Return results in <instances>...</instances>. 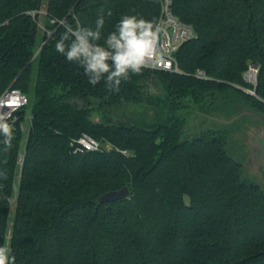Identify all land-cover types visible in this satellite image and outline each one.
I'll list each match as a JSON object with an SVG mask.
<instances>
[{
	"label": "trees",
	"instance_id": "obj_1",
	"mask_svg": "<svg viewBox=\"0 0 264 264\" xmlns=\"http://www.w3.org/2000/svg\"><path fill=\"white\" fill-rule=\"evenodd\" d=\"M173 11L197 34L178 53L182 73L143 68L110 91L56 51L63 24L95 30L103 15V44L125 14L157 25L160 0H0V93L32 95L24 152L22 133L7 151L0 138V245L16 264H264V189L212 120L264 115V0H174ZM155 77L163 98L150 95ZM127 104L144 111L113 119ZM182 108L211 128L187 132ZM83 134L111 149L74 154ZM125 188L129 199L99 205Z\"/></svg>",
	"mask_w": 264,
	"mask_h": 264
},
{
	"label": "clouds",
	"instance_id": "obj_2",
	"mask_svg": "<svg viewBox=\"0 0 264 264\" xmlns=\"http://www.w3.org/2000/svg\"><path fill=\"white\" fill-rule=\"evenodd\" d=\"M103 26V15L98 16L95 30L85 27L74 29L65 23V31L55 44L58 53L83 69L91 85L103 81L108 90L119 91L122 82L130 79V74H140L150 63L161 61L159 30L154 22L125 14L101 44ZM12 135L9 124L0 122L5 151L11 147ZM0 177L6 179V172L0 171ZM0 264H16L9 245H0Z\"/></svg>",
	"mask_w": 264,
	"mask_h": 264
},
{
	"label": "built area",
	"instance_id": "obj_3",
	"mask_svg": "<svg viewBox=\"0 0 264 264\" xmlns=\"http://www.w3.org/2000/svg\"><path fill=\"white\" fill-rule=\"evenodd\" d=\"M160 1L161 13L156 26L159 30L158 47L162 59L156 64L150 63L145 69L181 74L178 53L186 43L195 40L197 34L192 26L184 23L175 15L174 0ZM40 14H44V12H40ZM30 15L36 17V12H31ZM258 73L259 67H254L252 64L245 75V81L250 85L257 86ZM194 77L203 81L210 80L207 73L202 70H197ZM29 108V97L20 89L9 87L0 93V122L9 124L13 133L12 138H15L19 133H24L25 121L32 122ZM0 138L4 137L0 136ZM72 149L74 154L83 155L102 151L105 146L91 135L83 134L73 141ZM24 159L22 154L19 160L20 164H23Z\"/></svg>",
	"mask_w": 264,
	"mask_h": 264
},
{
	"label": "rangeland",
	"instance_id": "obj_4",
	"mask_svg": "<svg viewBox=\"0 0 264 264\" xmlns=\"http://www.w3.org/2000/svg\"><path fill=\"white\" fill-rule=\"evenodd\" d=\"M43 12L44 13L46 12V5L43 7ZM42 25H43V20H41V26ZM165 94H166L165 83L157 77L153 78V80L151 81V86H150V95L156 98L158 97L163 98ZM29 100L31 103L32 95L29 96ZM184 103L185 105H187L189 103V100L188 99L185 100ZM142 111L144 110H141V108L137 109L136 107H133L128 104L123 105L120 108H117L113 112V115H114L113 119L115 120L123 119L124 116H130L132 112H138V114H141ZM147 111H148V114L151 116L154 110H152V107H149ZM179 112L188 119L187 121L189 123H188L187 132L199 133L204 128H207V126L211 128L210 125H205L207 124V122L203 120L202 117L198 115L197 113H193L191 109L182 108L181 110H179ZM29 113H30V109H29ZM30 128H31V123L29 121H25L24 122L25 131L23 133V139H22L23 152L25 149L26 142L28 140ZM260 128L264 129V122H260L257 119H254L248 116H245L232 124L219 123L216 127H214V129L228 134V138L230 142L229 147L232 150V152L235 154L236 158L242 162L245 174L248 177H250L252 180L257 182L264 189L263 176L258 171H256L254 167H252V158H253V155H255V149H258V150L261 149V146L259 145V142L257 141L256 136H254L253 134H254V131L260 130ZM104 146H105V149L107 150L111 149V146L109 145L107 146L104 145ZM263 149H264V145H263ZM19 176H20V173L16 180L15 195H14L12 206H11V223L9 225L8 240H10L11 238L12 221H13V218L16 212Z\"/></svg>",
	"mask_w": 264,
	"mask_h": 264
},
{
	"label": "water",
	"instance_id": "obj_5",
	"mask_svg": "<svg viewBox=\"0 0 264 264\" xmlns=\"http://www.w3.org/2000/svg\"><path fill=\"white\" fill-rule=\"evenodd\" d=\"M254 67H258L257 64H254ZM245 92H247L250 95L255 96V93H252L250 90L247 89H243ZM248 116L254 119H257L260 122H264V115L263 114H259V113H255L253 111H242L240 112L237 116L231 118L230 120L227 119H218V118H212V120L221 123V124H232L234 122H236L237 120ZM254 136H256L257 141L259 142V145L261 146V149H255V155H253L252 158V167L255 168L256 171H258L264 178V149H263V145H264V130L263 128H260V130H256L254 131ZM263 149V150H262ZM130 191L128 188H125L121 191H113V192H109L105 195H103L100 199H99V205H103V204H107V203H115V202H120V201H124L130 198Z\"/></svg>",
	"mask_w": 264,
	"mask_h": 264
},
{
	"label": "flooded vegetation",
	"instance_id": "obj_6",
	"mask_svg": "<svg viewBox=\"0 0 264 264\" xmlns=\"http://www.w3.org/2000/svg\"><path fill=\"white\" fill-rule=\"evenodd\" d=\"M264 130V129H263Z\"/></svg>",
	"mask_w": 264,
	"mask_h": 264
}]
</instances>
